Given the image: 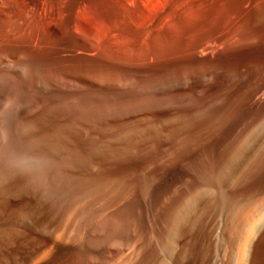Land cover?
<instances>
[{"label": "rangeland", "instance_id": "rangeland-1", "mask_svg": "<svg viewBox=\"0 0 264 264\" xmlns=\"http://www.w3.org/2000/svg\"><path fill=\"white\" fill-rule=\"evenodd\" d=\"M53 3L62 10L63 19L73 20L80 10L93 33L90 35L106 46L91 55L0 48V57L8 59L14 68H0L3 93L0 175L9 171L11 191L15 193L22 190L26 178L52 177L69 187L53 223L40 224L45 230L57 232L62 240H81L87 247L71 251L52 264H125L128 255L135 253L139 254L136 264H149L145 235L142 232L136 237L126 235L128 224L138 219L134 206L146 194L149 180L146 171L149 151L143 146L152 137L134 135L146 124L162 129L171 116L197 108L212 98L213 88L200 85L206 71L213 72L209 82L215 80V71L223 72L221 87L227 88L229 43L243 34L244 18H261L264 0H54ZM190 75L192 79L188 78ZM48 79L70 87L52 89L47 86ZM37 82L45 88L36 86ZM160 85L163 92L158 89ZM144 104H148V112L133 111L135 106ZM154 104L159 105L157 109H152ZM21 106L25 114L16 113ZM131 110L133 116L126 115ZM205 112L208 125L203 131L190 134L188 140L192 144H203L232 111L226 107L219 115L221 119L212 107L205 108ZM82 120L89 125H82ZM69 128H81L87 138L69 132ZM128 132H133L132 141L125 139ZM97 142L105 150L100 159L95 157ZM27 157L34 161L21 164ZM90 164L96 171L86 170ZM122 201L125 203L119 206ZM94 205H99L100 211H95ZM0 210L15 217L31 214L29 207L11 210L4 197L0 198ZM70 211L72 216L64 224ZM98 217L101 234L86 237L85 228ZM14 234V230L0 226V249L2 241H11ZM94 245L109 246L113 253L91 252L89 246ZM1 259L0 251V264Z\"/></svg>", "mask_w": 264, "mask_h": 264}, {"label": "bare ground", "instance_id": "bare-ground-1", "mask_svg": "<svg viewBox=\"0 0 264 264\" xmlns=\"http://www.w3.org/2000/svg\"><path fill=\"white\" fill-rule=\"evenodd\" d=\"M53 2L0 0V48L90 52V55L99 52L103 45L91 36L93 33L81 11L73 20L63 19L62 10ZM243 28L242 35L231 39L226 53L230 64L226 89L220 82L223 72L215 71V80L209 82L213 72L206 71L200 85L213 88L212 98L197 108L171 116L164 121L162 129L146 124L134 135L152 137L143 146L149 151L146 165L149 180L146 194L134 206L138 219L128 224L126 235L136 237L141 232L145 235L149 264H264V5L261 18H244ZM0 68L14 69L4 57H0ZM47 83L52 89L70 87L52 79ZM36 86L45 88L39 82ZM158 89L163 92L162 85ZM0 98L3 99L1 91ZM147 105L135 106L133 111L148 112ZM158 106L154 104L152 109ZM207 107H212L220 119L226 107L232 112L203 144H192L188 140L190 134L203 131L208 125ZM133 111L126 115L133 116ZM16 113L25 114L26 110L21 106ZM80 123L89 125L83 120ZM68 131L87 138L81 128ZM125 135V139L133 140V132ZM99 142L96 159L105 155ZM32 161L30 157L23 158L21 164ZM86 170L94 172L96 168L90 164ZM63 183L52 177L26 178L22 190L15 193L11 191L9 171L0 175V198H5L9 208L31 209L30 216L16 217L0 210V226L15 231L11 241H2L1 264H52L71 251L87 247L81 240H62L57 232L45 230L40 224L50 225L58 215L69 193V187ZM124 203L120 202L119 206ZM93 209L100 211L99 205ZM72 213L68 212L64 224ZM100 221L98 217L88 224L84 230L86 237L101 234ZM89 249L97 254L113 253L109 246L94 245ZM138 255H128L125 264H136Z\"/></svg>", "mask_w": 264, "mask_h": 264}]
</instances>
